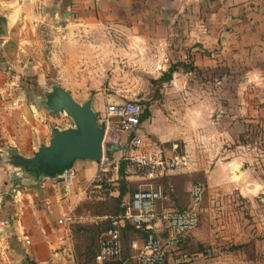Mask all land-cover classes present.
Returning <instances> with one entry per match:
<instances>
[{
    "label": "rangeland",
    "instance_id": "obj_1",
    "mask_svg": "<svg viewBox=\"0 0 264 264\" xmlns=\"http://www.w3.org/2000/svg\"><path fill=\"white\" fill-rule=\"evenodd\" d=\"M50 1L33 0L32 14H35V19L15 18L14 21L11 16L20 13L23 1L0 0V17H5L8 22V37L0 39V72L7 73L5 79H0V110H3V104L7 107L11 105L16 112V121L18 124L21 123L24 129L23 132L28 133L32 141H36L39 135L42 136L41 129L48 133L47 137L50 139L53 129L63 130L74 127L72 119L65 113H53L43 106L46 102L45 95L51 93L54 87L67 91L80 105L91 99L92 109L97 119L102 116L107 102L137 100L143 107L146 104L149 105L150 118L144 126L150 124L151 127L159 128V136L147 133L145 127L142 126L141 135L144 147L139 152L130 153L135 156L136 154L147 155L160 152L159 156L163 160L181 156L186 160H184L186 164L181 168L165 170L162 176L157 175V178L148 180L145 177L146 170L137 167L132 155L128 154L129 147L126 144L115 145V151L108 156L105 152L107 161L103 164L99 161L93 163L97 169L93 180L100 174L102 178L99 183L100 187L98 189L88 187L89 182L78 184L82 190V199L74 211L76 221L70 226L68 234V243L72 250L74 263H71L65 256L62 260L54 256V264H94L93 255L107 226L108 218L120 212L122 204L129 200L133 192L143 189L148 184L161 186L169 195L171 203L174 204L172 206L177 210L188 208L190 189L193 185L199 184L204 193L202 202L196 209L198 225L193 231L207 232L209 237L215 238L220 233L217 231L219 229L217 223L220 220V214L223 213L221 207L224 205L227 215L223 216L228 218L232 215V218L227 220V228L223 233L226 238L232 239L242 233L246 235L248 227L255 225L253 218H256L257 224H260V228L256 229V234L260 239L264 235V195L259 193L254 195L253 203L245 206L246 199L235 196L233 193L224 196L217 195L207 184L205 176L207 171H213L215 168L217 151L213 145L205 146L201 143V135L205 134L199 130L200 121L203 118L200 116V111L203 107L193 110L196 113L192 115H185L183 99H172L170 94L164 93L163 90L169 89V83L161 82L159 80L161 75L158 79H154L158 68L135 65L134 46H125L127 53L124 52L122 56L126 60L110 65V59H119L113 52L115 48L117 49L115 39L120 36L104 32L77 34L75 31L74 34L70 33L75 20L70 16L64 17V8L57 7L55 2L48 3ZM67 13L69 14V11ZM17 20L18 23H16ZM98 25L101 26V24ZM122 38L126 37L122 36ZM177 64L179 69L186 71L187 67H184V63L178 62ZM192 71L195 75L205 73L193 68ZM208 74L232 77L223 82L218 104L215 99L209 100L213 110L207 117L205 116L208 127L212 129L208 131V136L213 138L217 131L223 133L222 130H224L229 138H232V132L229 130L231 125L223 123L222 120L229 123L231 109L240 107L239 153L244 162V169L252 168L250 178L247 177L244 181H241V178L234 180V177L231 178L233 174L231 175V172L227 170L224 177L215 180L219 185L214 186H236V182L247 186L249 185L247 182L253 175L254 182H261L264 178V119L258 115L259 117L255 118L256 122H244L248 119L243 108L250 105L257 108L264 106V101H262L264 100V79L255 80L257 83L254 81L245 83L247 72L241 67L226 66L223 71L218 69V72L213 70ZM238 79L239 82L236 83ZM196 85L201 86L199 80ZM238 86H240L239 91ZM248 89L251 90V94L253 92L256 93L255 95L259 94L260 100L246 98ZM215 96L213 94L211 97L215 98ZM217 106L219 111L215 110ZM17 114H21L24 118H17ZM220 122L222 126L216 127L215 123ZM98 124L103 125L100 122ZM34 127L39 131H33ZM160 132H164L165 135H161ZM219 149L221 151L231 150L232 147L225 146ZM115 152L117 154H114ZM206 155L208 156L207 162L205 161ZM122 160L126 162L127 184L124 187L127 193L119 200L121 183L118 166ZM241 170L242 168H240V173L245 172ZM74 175L76 176V171ZM73 182H76V178L72 180ZM86 188L92 193H84ZM206 222L208 226L205 227ZM58 234L62 235V232ZM134 237L132 229L122 234L123 249L118 260L120 264H137L134 254L129 250L130 240ZM234 248L229 241L227 245H224L226 252L233 253ZM202 249H204L203 245L191 244L185 249L190 261L183 258L178 259L179 261L171 260L168 264H203ZM12 250L10 244L2 241L0 234V251L10 253L4 255L5 262L13 260ZM262 262L263 260L260 264ZM24 263L27 264L29 261L24 260Z\"/></svg>",
    "mask_w": 264,
    "mask_h": 264
},
{
    "label": "crops",
    "instance_id": "obj_2",
    "mask_svg": "<svg viewBox=\"0 0 264 264\" xmlns=\"http://www.w3.org/2000/svg\"><path fill=\"white\" fill-rule=\"evenodd\" d=\"M22 1V10L11 18L35 19V14H32L33 0ZM53 2L57 3V7L64 8L63 15L69 11L71 19L75 20L70 33L104 32L120 36L115 39L117 49L113 52L119 59H110V65L126 60L122 55L127 53V45L134 46L135 65L157 67L154 79L161 75L160 81L169 67L178 62L184 63L186 71L177 67L180 71L172 74L166 82L169 83V89L163 91L166 95L170 94L172 99H183L185 115H192L196 113L193 110L203 107L200 111L203 118L199 130L205 134L201 135V143L205 146L213 145L217 151L215 168L213 171H207L205 176L210 189L217 195L233 193L246 199L245 206L253 203L254 195H264V178L261 182H254V175L247 182V186L237 182L236 186H214L219 185L215 180L224 177L227 170L233 174L231 178L234 177V180L241 178V181H244L247 177L250 178L252 168L244 169V162L239 153L240 107L231 109L229 123L222 120L223 123L231 125L229 130L232 132V138H229L224 130L223 133L217 131L213 138L209 137L208 131L212 129L208 127L207 119L205 120V116L213 110L209 100L215 99L218 104L223 82L232 78L208 72H218V69L223 71L226 66L241 67L247 72L245 83H257L255 80L264 79V0H51L48 3ZM192 68L205 73L195 75ZM6 74L0 72V79H5ZM197 80L201 83L200 87L196 85ZM238 82L239 79L236 83ZM248 90L246 98L260 100L259 94L255 95L253 91L251 94V90ZM213 94L216 95L215 98L211 97ZM3 105V110H0V234L2 241L10 244L13 249V260L5 262L4 255L10 253L0 251V261L3 260L0 264H25L24 260L29 261L27 264H54L53 250L59 247L60 237L57 220L65 214H74L82 199V190L78 184L90 183L93 180L97 172L96 166L93 165L95 162H75L72 171H76V182L68 186L63 177L55 180H34L11 165L9 158L12 154L31 157L40 145L48 143V133L41 129L42 136L39 135L36 141H32L29 134L23 132L21 123L16 121L14 108L11 105ZM215 110L220 109L217 106ZM243 110L248 119L244 122H254L258 115L264 119V106L257 108L250 105ZM17 115V118H24L21 114ZM146 122L148 120L143 122L142 126ZM215 124L216 127L222 126L221 122ZM144 127L147 133L159 136V128L151 127L150 124ZM34 130L39 131L36 127ZM225 146L232 149H223ZM128 154L132 155L129 150ZM180 158L185 160V157ZM205 161H208L207 155ZM240 168L245 172L240 173ZM172 205L174 204L169 197L165 207L177 210ZM221 209L223 213L217 223V231L220 233L211 238L207 232L191 231L183 239L180 251L169 255L167 264L171 260L179 261L178 259L183 258L190 261L185 249L191 244L203 245V264H260L261 260L264 264V235L259 239L256 234L257 227L260 228L257 219L253 218L255 225L248 227L246 235L242 233L232 240L223 234L227 228V220L232 218V215L224 217L223 215H227L225 206ZM228 241L234 247L242 246L233 253L226 252L224 245H227Z\"/></svg>",
    "mask_w": 264,
    "mask_h": 264
},
{
    "label": "built area",
    "instance_id": "obj_3",
    "mask_svg": "<svg viewBox=\"0 0 264 264\" xmlns=\"http://www.w3.org/2000/svg\"><path fill=\"white\" fill-rule=\"evenodd\" d=\"M144 107L137 100L107 102L104 112L97 122L105 127L104 145L107 148L126 144L130 152H139L144 147L141 135L140 118ZM105 151V152H106ZM160 152L154 154H136L133 156L139 169L146 170L148 180L162 176L165 170H177L185 165L178 157L163 160ZM107 161L105 155L99 161ZM74 172L63 176L65 184L72 183ZM102 178L99 175L92 180L88 187L98 189ZM86 188L84 193L89 194ZM203 188L195 184L190 189V204L185 210H172L165 207L169 195L161 186L145 185L143 189L133 192L127 202L122 204V211L108 218L107 226L102 233L97 249L93 255L94 264H106L120 259L122 254V233L128 227L135 235L130 240L129 250L134 254L137 264H167L171 254L178 253L183 239L198 225L197 207L202 202ZM76 221L72 214H65L57 220L62 232L58 238L59 247L53 250L54 256L64 259L67 257L74 263L72 250L68 243L70 226Z\"/></svg>",
    "mask_w": 264,
    "mask_h": 264
},
{
    "label": "water",
    "instance_id": "obj_4",
    "mask_svg": "<svg viewBox=\"0 0 264 264\" xmlns=\"http://www.w3.org/2000/svg\"><path fill=\"white\" fill-rule=\"evenodd\" d=\"M68 16V13L64 14V17ZM7 37V19L0 17V39ZM45 98V109L53 113H65L72 119L74 127L53 129L48 143L40 145L33 156L12 154L9 163L34 180H55L72 171L79 160L100 161L105 155V127L98 124L91 99L82 105L77 104L67 91L59 87H54Z\"/></svg>",
    "mask_w": 264,
    "mask_h": 264
},
{
    "label": "trees",
    "instance_id": "obj_5",
    "mask_svg": "<svg viewBox=\"0 0 264 264\" xmlns=\"http://www.w3.org/2000/svg\"><path fill=\"white\" fill-rule=\"evenodd\" d=\"M177 67H178V64L169 67V69L167 70V73H165L163 75V77L161 78V82H165V81L167 82L168 79L171 78L172 74L177 71ZM149 117H150L149 105L146 104L145 107H144L143 114H142V116L140 118V122L141 123L145 122L146 120L149 119ZM114 147H112V148L108 147V149L106 151V155L107 156L110 155L112 151H114V149H115ZM118 175L120 177V183H121L120 192H119V200H120L127 193V190L124 187L127 184V182H126V177H127L126 176V162L124 160L120 161V163H119V166H118ZM119 211L121 212L122 211V208ZM128 229H132V228L131 227H128L126 230L123 231V233H125ZM240 247L241 246H236L234 249L236 250V249H238ZM30 264H32V263H30ZM106 264H120V263L117 260V261L109 262V263H106Z\"/></svg>",
    "mask_w": 264,
    "mask_h": 264
}]
</instances>
